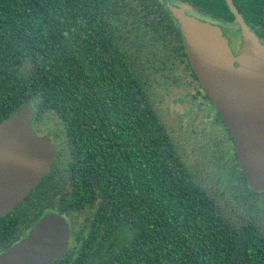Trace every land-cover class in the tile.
<instances>
[{
    "label": "trees",
    "instance_id": "obj_1",
    "mask_svg": "<svg viewBox=\"0 0 264 264\" xmlns=\"http://www.w3.org/2000/svg\"><path fill=\"white\" fill-rule=\"evenodd\" d=\"M117 4L114 0H0V90L7 100L11 97L12 108L18 106L14 104L21 98L19 92L23 99L34 92L39 113L60 111L79 143L85 149L90 144L93 154L97 120L110 127L122 120L129 124L133 112L135 131L129 142L134 141V152L145 126L149 136V149L134 154L110 155L105 146L102 158L118 165L123 184L133 177L131 213L123 207L130 202L128 194L124 201L113 197L111 210L119 220L116 225H105L106 220L95 225L93 231L102 232L101 236L88 239L87 251L74 264H264L263 237L251 230L233 231L182 166L153 107L147 114L130 96L142 92L144 78H151V92L159 79L162 88L179 80L171 63L173 49L134 51L144 67L133 71L123 53H112L113 48L131 46L137 39L119 25ZM194 75L198 77L196 71ZM127 142L125 137L123 143Z\"/></svg>",
    "mask_w": 264,
    "mask_h": 264
},
{
    "label": "flooded vegetation",
    "instance_id": "obj_2",
    "mask_svg": "<svg viewBox=\"0 0 264 264\" xmlns=\"http://www.w3.org/2000/svg\"><path fill=\"white\" fill-rule=\"evenodd\" d=\"M115 1L119 2L116 5V9L121 14L120 18L116 17L119 25L124 31L133 32L137 39L132 41L131 46L113 48L112 53L116 56L119 51L123 53L126 56L127 66L133 71L135 67H144L142 61L136 60L134 51L166 50L169 53L168 50L173 49L174 56L171 63H174L176 67L179 80L173 87L186 85L189 89L185 95H180L178 98L181 104L189 102L188 109L183 112L182 117L185 116L190 122L188 124L193 126L192 134L195 133L196 116L200 117L197 123L205 124L202 135L197 140L185 131L187 142L193 141L188 145L200 144L202 149H200L202 151L200 155L203 157L206 156L203 147H207L212 160V162L207 160L212 169L209 171L210 175H219L215 181L217 186L209 185L207 181L199 177L198 173L196 174L181 155V142L170 135L177 148V154L183 162L182 166L198 183L209 202L214 203L218 215L231 224L235 233L251 230L262 236L264 241V186L255 189L249 184L240 165L234 136L200 80L194 75L195 71L185 47L186 39L182 34L180 22L174 15V9H176L219 28L228 40L233 54L237 56L244 46V24L264 45V0ZM118 35V31L115 30V37L117 38ZM235 65L238 66V63L235 62ZM184 78L189 79L183 81ZM143 85L141 93L130 96L138 99L146 108L147 114L149 108L153 107L161 124L169 133L155 104L161 100L156 97V89L151 92V78H144ZM153 86H157L156 81ZM159 88L167 91L166 88ZM16 92L18 91L15 89ZM2 94L0 90V123L30 104L33 108L31 119L33 129L37 134L49 137L54 144L56 154L50 172L36 186L31 187L26 196L9 212L0 215V255L28 237L34 231V226L47 215L58 214L70 227L69 244L63 254L50 264H74L77 257L87 251L88 239L93 234L101 236L102 232L93 231L95 225H104L102 221L105 220L107 221L105 225H116L119 219L113 217L116 213L111 210L114 198L118 196L121 201H124L128 194L130 202L124 203L123 207L128 211L133 205V177L130 176L126 186L123 184L118 165L108 164L102 158L105 146L109 149L110 155H113L115 151L119 154L123 152L134 154L143 148L149 149V136H145L146 126L143 136L138 135V146L134 152L132 150L134 141L129 142L130 135H133L135 131L133 112L130 114L129 124L122 120V124L116 123L110 127L102 120L99 122L97 120L96 145L93 154L90 144L85 149L79 143V137L73 133L74 128L67 125L68 119L60 111L55 109L46 111V115L44 112L39 113L38 102L34 101V92L26 95V99H23V94L19 92L21 98H16L14 105L18 106L14 108H12L11 97L7 100ZM100 106L103 107L102 104ZM182 126L184 127L183 123ZM206 126H210L209 131ZM125 137L127 144L123 143ZM221 186L224 187L221 192L223 200L229 204L225 210L229 208L230 212L236 216V221L224 215L220 199L215 195ZM120 191L125 192L124 197L120 196ZM128 212L131 213V211ZM88 251L91 252V249Z\"/></svg>",
    "mask_w": 264,
    "mask_h": 264
},
{
    "label": "water",
    "instance_id": "obj_3",
    "mask_svg": "<svg viewBox=\"0 0 264 264\" xmlns=\"http://www.w3.org/2000/svg\"><path fill=\"white\" fill-rule=\"evenodd\" d=\"M174 15L200 83L235 137L249 184L264 186V45L244 24V46L236 56L219 28L176 9ZM32 116L28 104L0 123V215L50 172L56 154L49 137L33 129ZM69 237L66 220L49 214L0 255V264H50L67 249Z\"/></svg>",
    "mask_w": 264,
    "mask_h": 264
},
{
    "label": "rangeland",
    "instance_id": "obj_4",
    "mask_svg": "<svg viewBox=\"0 0 264 264\" xmlns=\"http://www.w3.org/2000/svg\"><path fill=\"white\" fill-rule=\"evenodd\" d=\"M179 73H180V70H179ZM187 79H189V78H184L183 81L184 80L188 81ZM163 81H164V83L169 84L168 83L169 80L167 81L166 79H163ZM171 81H172V79H171ZM156 82L162 83L161 80H157ZM153 89H156L155 94H157V96H156L157 99L161 100V101H157L155 103L157 110L159 112V115L161 116V118L163 119L165 124L167 125L170 135L173 136L174 138H176L178 140V142H181L180 145H181L182 157H184L186 159L187 163L192 167V169L195 170L196 174L198 173L199 177H201V179L203 181H205V182L207 181L209 185H214L215 181H216L217 177H219V175L218 176L210 175L211 172H209V171H212V169H211L210 163L207 161V160H210L209 150L206 149L207 147H203L204 153L206 154V156L203 157L202 155H200L202 152L200 144L188 145V144H192L193 141L191 143L187 142V136L185 134V131L189 132L191 137L194 140H197L202 135L201 132L203 131V125H205L204 123H197L196 121L199 120L200 117H199V115L196 116L195 117V126H194L195 133L192 134L191 128H193V126L188 124L190 122L187 121L185 116L182 117L183 112L186 111V109H188L187 105L189 104V102H186L185 104H181L178 101V98H180V95H185L187 93V91H189V89L186 87V85L178 86L176 88L168 87V88H166L167 91H163L161 88H159V85L153 86ZM190 94H191V92H190ZM189 95H188V98H190ZM193 115H194V113H193ZM203 120H206V119H203ZM182 123L184 124V127L182 126ZM206 129L209 131L210 126H206ZM207 137H209V136H207ZM235 144H236V141H235ZM210 162H212V160H210ZM215 185L217 186V184H215ZM223 188L224 187L221 186V188H219V191L215 192V195L220 199V205L222 206L224 215L227 218H232V220L236 221V216L234 215V213H231L229 208H228V210H225L226 209L225 207L228 206L229 204L224 202L223 195H221ZM253 188H255V187H253ZM255 189H257V188H255ZM227 196L228 195H226V197Z\"/></svg>",
    "mask_w": 264,
    "mask_h": 264
}]
</instances>
